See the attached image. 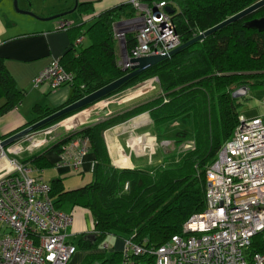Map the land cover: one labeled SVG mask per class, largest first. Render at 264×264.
Here are the masks:
<instances>
[{
  "label": "trees",
  "instance_id": "obj_1",
  "mask_svg": "<svg viewBox=\"0 0 264 264\" xmlns=\"http://www.w3.org/2000/svg\"><path fill=\"white\" fill-rule=\"evenodd\" d=\"M169 1L174 9L172 21L183 43L259 0ZM135 14V8L127 2L96 17L83 32L89 37V45L79 43L76 46L75 43L60 59L65 69L75 76L71 99L53 109L36 105L35 117L29 124L0 135V140L124 76L127 71L119 65L115 24ZM263 16L264 6L160 62L112 93H119L146 77L156 76L161 87L158 96L109 119L84 125L24 160L39 170L48 168L53 165L46 156L48 151L55 150L59 154L75 137L89 138L90 150L95 154L91 182L77 189H67L62 178L50 182L51 196L58 209L67 211L81 207L90 213L96 242L92 244L82 238L83 248H97L110 234L131 237L148 249L157 248L174 234L181 233L184 223L193 214L205 209L207 170L231 137L241 114L242 102L234 96V91L245 85L250 88L264 86V31L245 26L247 21ZM73 29V42H76L82 30L79 26ZM136 42L134 32L126 35L128 52ZM24 95L8 71L4 58L0 57V101L4 100L0 104V116L20 104ZM144 112L149 113L160 140L166 135L163 126L177 121L191 125L192 134L185 128L177 131L176 136L179 142L191 137L193 147L180 149L176 158L165 160L154 170L115 168L103 132ZM263 251L264 230L254 236L247 256L251 258ZM95 262L156 264L152 253H131L126 257L121 250L89 253L82 264Z\"/></svg>",
  "mask_w": 264,
  "mask_h": 264
},
{
  "label": "built area",
  "instance_id": "obj_2",
  "mask_svg": "<svg viewBox=\"0 0 264 264\" xmlns=\"http://www.w3.org/2000/svg\"><path fill=\"white\" fill-rule=\"evenodd\" d=\"M129 2L136 14L115 24V38L123 46L128 33L136 34L135 46L131 52H124L119 62L127 72L132 66L131 58L167 54L182 43L172 13L167 11L171 7L169 0ZM69 24L61 22L66 28ZM81 41L78 38V44ZM74 77L60 58H54L38 75L35 84L48 82L52 89H57L71 85ZM135 88L115 96L119 99L138 91ZM238 94L234 92V96ZM110 102L101 101L96 105L105 108ZM76 115L44 126L7 146L1 145L4 139L0 140V264H68L79 251L70 232L73 216L56 207L50 183L34 177L32 172L39 169L24 161L56 142L57 137L53 135L56 130L77 127L90 116L71 120ZM132 139L127 142L128 147L137 154L147 155L152 163L156 143L148 142L144 134H136ZM192 147L193 141H190L181 149ZM89 154V138L78 136L63 147L54 164L57 168L80 171ZM94 164L95 160L92 168ZM262 230L264 116L247 117L241 113L231 137L207 170L205 209L193 214L181 233L174 234L157 248L148 249L131 237L125 238L123 254L127 257L131 253H152L156 264H264V251L251 258L247 256L254 236ZM108 250L107 242L99 249L100 252Z\"/></svg>",
  "mask_w": 264,
  "mask_h": 264
},
{
  "label": "crops",
  "instance_id": "obj_3",
  "mask_svg": "<svg viewBox=\"0 0 264 264\" xmlns=\"http://www.w3.org/2000/svg\"><path fill=\"white\" fill-rule=\"evenodd\" d=\"M129 1L130 0H18L19 7L22 10L34 12L33 14L36 13L35 15L40 17V19L31 14L18 12L14 8V0H0V57L4 58L5 65L13 76L18 88L25 92L24 99L20 104L0 116V135L10 134L24 127L26 124H29L35 117L34 107L36 105L53 109L63 106L71 99L74 94L71 85L52 89L48 82H42L36 86V78L54 58L61 59L73 44L76 43L75 45L78 46V38H82L80 43L83 44L85 36L83 32L87 30L92 21L102 12ZM70 10H72V12H69ZM64 12L68 13L62 17L50 19L51 16ZM62 21H68L70 23L67 28L61 26ZM76 26L81 28L82 33H79L76 42H73L75 38V30L73 28ZM89 43L87 45H89ZM117 45L118 61L120 62L124 55V46L118 40ZM254 88L259 87H251L246 94L239 93L240 95H236V97L241 99V101L247 100L249 90ZM148 100L150 99L142 100L140 98H134L130 103L125 102L119 104L112 102L111 105L108 104L107 107L103 108L98 113L94 112L96 109L94 108L95 106L92 105L94 107L90 106L92 107L90 109V115H92L93 118L89 124H95L99 121L109 119L145 103ZM3 101L4 100H1L0 104L3 103ZM90 107L72 113L80 114L74 118L73 121L80 120L81 117L89 114L87 110H89ZM241 113L245 114L242 111ZM146 114H148V116ZM96 115L109 116L105 118L102 116V118L98 120L99 116ZM256 116L249 115V117ZM261 116H264V114ZM136 134H144L148 142L156 143V152L154 156H157L159 151L162 150V144H164V142L170 141H164V139L160 140L157 129L154 127L152 119L147 112L115 124L103 132L105 145L114 167L154 170L159 165L163 164L165 160L177 157V151L166 153L165 156H163V153L162 155H158V161H155L153 156V162H149L147 155L137 154L128 147L127 142ZM131 141L134 140L132 139ZM46 156L53 162V165L42 170L35 169L32 172L34 177H42L47 183L52 182V180L56 178H62L64 184L66 175L70 174L83 175L91 173L93 179L94 167L92 168V162L95 160V154L91 150L85 165L80 171L57 168L54 163L58 159V152L55 150L48 151ZM47 171H50L49 179L44 177ZM91 180L89 182H91ZM81 186L66 188L77 189ZM64 212L73 216V224L70 227V232L74 234L75 240L79 245V251L72 257L68 264H82L87 254L100 252L99 249L102 247V245H98L97 248L87 250L83 248L80 243L81 239H85L87 234L94 233V221L90 213L81 207ZM113 235L116 234H110L108 236L111 237ZM124 239L125 238H123V241ZM110 242H107L110 245V250L105 252L116 251L114 248L116 246L112 245L114 242L113 237L110 238ZM123 247L119 249L123 251ZM97 263L101 264L100 262Z\"/></svg>",
  "mask_w": 264,
  "mask_h": 264
},
{
  "label": "water",
  "instance_id": "obj_4",
  "mask_svg": "<svg viewBox=\"0 0 264 264\" xmlns=\"http://www.w3.org/2000/svg\"><path fill=\"white\" fill-rule=\"evenodd\" d=\"M13 4H14V8L18 12L31 14V15L36 16L37 18H40L30 11L22 10L19 7L18 0H14ZM263 6H264V0H259L258 2L247 7L246 9L238 12L237 14H235V15L227 18L226 20L220 22L219 24L215 25L214 27L209 28L206 31L199 33L198 35H196L192 39L181 43L178 47L171 50L167 54L147 55V56H142V57L131 58L130 62L132 63V66H131L130 70L124 76L108 83L107 85L96 90L95 92H92V93L84 96L83 98L64 106L63 108L59 109L58 111L54 112L53 114H51V115H49L43 119H40V120L30 124L29 126L21 129L20 131L12 134L11 136H9L3 140L1 142V145L7 146L9 144H12L15 141L21 139L22 137L28 135L29 133L37 131L38 129H40V128L64 117V116L75 113V112L82 110L86 107H90L92 105H95V103L97 104V103L101 102L102 100L106 99L107 97L112 96V93H114L116 90H118L119 88L124 86L128 81L134 79L135 77L139 76L140 74H142V73L146 72L147 70L153 68L154 66H156L160 62L172 57L176 53H178L181 50L195 44L196 42L203 40L204 38L212 35L216 31H218V30L222 29L223 27L231 24L232 22H235L237 20H240V19L246 17L247 15L253 13L254 11L258 10L259 8H261ZM167 11L170 13H173L174 9L171 7H168ZM69 12H72V10H70ZM67 13L68 12L56 14L54 16H51L50 19L65 16ZM245 26L248 28L259 30V31H264V16L259 17V18H254V19L247 21L245 23ZM124 52H125V54H127V52H128L126 45H124ZM237 91L241 94H246L247 93V87L242 86ZM85 239L90 240L94 244L96 242V235L94 233L87 234L85 236Z\"/></svg>",
  "mask_w": 264,
  "mask_h": 264
},
{
  "label": "rangeland",
  "instance_id": "obj_5",
  "mask_svg": "<svg viewBox=\"0 0 264 264\" xmlns=\"http://www.w3.org/2000/svg\"><path fill=\"white\" fill-rule=\"evenodd\" d=\"M88 43H89V37L87 35H85L83 45H87ZM78 49H80V48H78ZM155 78L158 79V77H156V76L146 77L145 79L138 81L135 84L131 85L129 88H127V89H134V87H137V88H135L136 90H138L136 92L128 94L124 97H120L119 99L117 98V96H115V95H117V93H116V94L109 96L106 99L102 100V102H106V100H111L113 103L123 104L125 102L130 103L131 100H134V98H140L142 100L152 99L161 93L160 81H159V79L157 80ZM246 87H247V91H248V89L250 87L249 86H246ZM127 89H125L123 91H126ZM238 95H240V94H238ZM112 102H110L109 104L111 105ZM241 102H242L241 103L242 105H240V111L244 112L247 117H249V115L261 116L262 114H264V87H259V88H254L252 90H249L248 99L241 101ZM100 105L101 104H98L94 107L96 109L94 111L95 113H98L103 109V107ZM90 114L91 113L89 112V115ZM78 115H80V114H78ZM78 115H76V117ZM146 115L148 116V114H146ZM87 116H88V114L84 117H81L80 120H84ZM96 116H99L98 117V120H99L100 118H102V116L105 118L106 116H109V115H105V116L104 115H96ZM76 117H74V118H76ZM92 118H93L92 115L88 116L85 122L78 124L77 127H72V129L60 128V129L56 130V132H54L53 135L57 137V140H59L62 137L68 136L69 134L73 133L74 131L81 128L82 126L89 124V122L91 121ZM73 119H71V120H73ZM185 128L188 131H190L191 134L193 133L192 132L193 131L192 126L191 125L185 126V124H183L182 121H177L175 123L163 126L162 131L166 134L164 136V141H166V140H170V141L169 142L166 141V142H164V144H162V150L159 151L158 155H162L164 153L163 156H165V154L169 153V152L170 153L175 152V151L179 152L180 149L183 148V146H185L188 142H190L191 137H188L184 141L179 142L178 141L179 139L176 136L177 131H182ZM53 143H51V144H53ZM51 144L47 145V147H45V148H48ZM45 148H43L42 150H44ZM158 155L154 156L155 161H158V159H159ZM148 161L150 162V159ZM44 177L46 179H49L50 171H47V173L44 175ZM91 179H92L91 173H87V174H83V175L82 174H70V175H66L65 184H66V187L73 188V187H78V186L84 185L85 183L89 182ZM42 180H43V178H42ZM111 237L114 238V242L112 243V245L116 246L114 248L116 250L117 249L120 250L119 248H122L124 245L123 238L121 236H118V235H113ZM111 237L108 236L106 238L105 242L106 241L110 242ZM103 243L104 242L100 243L99 245H103ZM93 264H98V263L95 262Z\"/></svg>",
  "mask_w": 264,
  "mask_h": 264
},
{
  "label": "clouds",
  "instance_id": "obj_6",
  "mask_svg": "<svg viewBox=\"0 0 264 264\" xmlns=\"http://www.w3.org/2000/svg\"><path fill=\"white\" fill-rule=\"evenodd\" d=\"M72 115V114H71Z\"/></svg>",
  "mask_w": 264,
  "mask_h": 264
}]
</instances>
